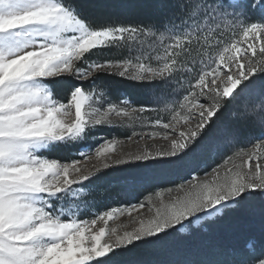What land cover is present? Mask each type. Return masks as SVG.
<instances>
[{
    "label": "snow or ice",
    "instance_id": "snow-or-ice-1",
    "mask_svg": "<svg viewBox=\"0 0 264 264\" xmlns=\"http://www.w3.org/2000/svg\"><path fill=\"white\" fill-rule=\"evenodd\" d=\"M168 7L171 15L164 32L155 26L97 24L66 0H0V264H93L94 255L150 237L166 239L171 230L193 218L199 222L239 204L254 190L264 193L262 85L256 97L259 112L246 110L241 116L251 117L261 129L251 147L229 155L199 182L191 176L187 188L180 186L184 195L169 203L160 200L154 213L149 208L151 215L134 218L139 227L122 235L111 229L101 244L107 220L145 208L143 201L113 207L91 219H74L73 209L66 214L58 208L74 186L83 187L101 169L180 155L206 124L215 123L212 117L218 120L227 105L255 85L250 77L264 76V0H170ZM249 10L259 13V22L248 19ZM225 18H231V35L223 30ZM246 37L250 40L242 41ZM244 44L247 48L241 53ZM113 46L127 48L128 57L103 58V49ZM100 74L158 82L165 89L175 85L171 92L176 95L171 102L169 95L158 96L156 103L162 108L134 106L123 99L118 104L106 101V106L89 103L82 111L94 95H86L83 84L70 93L73 105L54 99L42 80L67 75L94 82ZM242 79L248 82L233 95ZM73 106L74 118L66 122ZM149 111L157 114L155 121L144 115ZM161 111L171 114L170 122L160 120ZM153 123L171 130V135L163 136L166 146L148 145L125 153L114 148L125 141L104 139L88 150V159H94L90 167L78 166L79 160L58 163L42 155L50 146L84 140L93 126L129 127V141L147 143L157 136L145 130ZM237 157L240 163L227 167ZM146 200L151 202L153 196ZM98 220L103 224L95 228ZM224 264H264V241Z\"/></svg>",
    "mask_w": 264,
    "mask_h": 264
},
{
    "label": "rangeland",
    "instance_id": "rangeland-1",
    "mask_svg": "<svg viewBox=\"0 0 264 264\" xmlns=\"http://www.w3.org/2000/svg\"><path fill=\"white\" fill-rule=\"evenodd\" d=\"M250 14V13H249ZM248 19L251 22H259V13L256 12L254 16L248 15ZM223 30L231 35V18H225L222 22ZM157 31H164L166 32L165 27L156 29ZM242 41L245 39H249L250 37L241 38ZM261 44V41L257 39L256 46L259 48ZM244 48H247V44H244L241 48V53L244 51ZM105 50H112V54L105 59H115L120 60L123 58H127L129 53L127 48H118V47H111V48H105ZM135 55V53H133ZM240 55L239 53L237 54ZM93 59H97L96 57H93ZM225 71H228L227 68H225ZM105 76H108V74H104ZM111 79L109 80L108 84L105 83V78L98 79L95 84H93L92 87L85 90V94L87 95L89 92L93 93V97L91 101L86 100L85 108L82 111L87 110V106L89 103H92L93 106H98L99 104H105L106 101H111L112 103H119L120 100L127 99L130 102L133 103L134 106H148L151 108L156 107H163V105H157L156 98L162 94L169 95V102H171V99L175 98L174 93L171 92V89L175 87V85H169L167 89L159 86L158 82L155 83H149L144 81H134L129 80L126 77H120L118 75H109ZM263 77V76H262ZM260 76V74H257L256 76H252L249 79L255 81V85L247 90H245L244 93L241 94L239 99L240 108L244 111L247 110L251 112L253 109L256 113L260 110V100L256 99V97L261 92L262 85H264L263 80ZM62 78H72L71 76H61V77H44L42 78L43 83L48 87L49 91L53 93V98L56 99L59 103H73L71 101V91L74 89H71L67 93V102H64L65 95L61 93H55L53 89L47 84L46 81L55 80V79H62ZM91 79V78H90ZM264 79V78H263ZM76 80V79H75ZM82 81L83 80H77ZM247 83L248 81L241 80V83L237 85V87L233 90V95L235 94L236 90L241 87L242 83ZM231 86V85H229ZM187 87V85H185ZM243 87V86H242ZM222 90V89H221ZM132 95V99L125 98V95ZM123 95L125 97H123ZM227 99H230L227 98ZM237 101V100H236ZM145 116H147L151 121H155L157 119V114L155 112L149 111L144 113ZM74 118V106H73V112L71 116L65 117V121H71ZM159 118L162 122H170L171 121V114L166 111H161L159 113ZM250 122L247 127L242 128V133L239 134L238 130L234 128L232 131H223L221 134L218 135L217 140H205V136H198L195 138L193 142H191L186 149L181 152L180 155L175 157H162L158 158L156 160H149V161H131L129 163L113 166L107 169H101L100 172L95 173L91 178L89 182H86V184L81 187L80 185L74 186V190L72 193H70L63 201L58 203V208H63L65 213L67 214V210L69 208L73 209L74 215L73 218H86L91 219L96 214H102L106 210H111L113 207L118 208H125L126 206L136 203L138 201H143L145 205H147L145 208H140L138 210H133L131 214H129L127 211H124L122 214L115 215L112 219L107 220V224L103 225L105 227V237L102 238L101 244H103L104 239L107 238V233L111 229H115L117 233L123 234L126 231H132L134 228L139 227V220L134 219L138 217L141 213L151 215L155 212V207L159 204L160 200H163L165 203H169L171 199L176 198L178 196L184 195V191L180 190L181 184L185 185V188H187V180L191 176L197 177V182H199L200 179L205 178L207 173H211L213 168H219L221 164H223L229 155L235 157V153L240 149H247L250 148L252 145V142L256 140L262 133L261 129L258 127L257 123L253 122V119L250 117ZM181 123L183 121L181 120ZM207 125V124H206ZM205 125V126H206ZM194 126V125H193ZM137 130H139V125L135 126ZM179 128V125L177 126ZM205 128V127H204ZM203 128V129H204ZM202 129V130H203ZM149 132H156L157 136L155 139H149L147 140V143L144 141H140L139 143H136L135 141L138 138H133V140L129 141L128 137L131 135L132 128L129 127H120V126H93L86 130V138L84 140L80 141H74L69 144H57L50 146L49 149H45L42 151V155L46 159H55L51 158L49 156H46L45 153H47L50 149L63 145L66 146L67 149H73L77 148L78 152L76 154L70 152V157H76L74 159H71L70 161L79 160L80 163L78 166L80 167H90L94 163V159H88L87 152L90 148H95L98 144L102 142L104 139H116L117 141H125L124 144H116L114 146L115 151L117 152H135L138 151L148 145H155L156 147H163L167 145V142L163 139V136L165 132H168L171 135L170 129H163L161 125L159 124H152L151 127L145 129ZM201 130V131H202ZM102 131L109 132L110 136L103 135ZM178 135V132L176 133ZM125 135H128L127 137H124ZM205 149L209 150L210 156L209 158H202V152ZM193 155L196 154V157H199L200 160H197L191 168L190 171L187 173L180 172L179 175H177V178L167 179L162 178L158 176L159 168H164L165 163H169L170 161L174 160L175 158H184L186 159L187 155ZM91 155L94 157V152L91 153ZM58 163L62 162H68L63 160L55 159ZM189 161V158H187V162ZM259 162V160L257 161ZM233 163H240V159L237 157L234 161H228L227 167H231ZM249 165L252 162H247ZM139 166H145L144 172H142L141 175L136 174L134 172V168ZM128 169V170H127ZM193 169V170H192ZM131 171V175L136 177L135 179H131L132 176L129 175H123L120 174L121 171ZM225 169H221V175H223ZM158 173V174H157ZM113 175L116 176L115 182H109V184H105L102 182V179L107 175ZM117 175H120L121 177H118ZM136 175V176H135ZM164 176V174H161ZM118 179V180H117ZM208 180L212 179V176H207ZM172 189L171 192L168 190ZM252 192H258L261 196L264 197V193H262L259 190H254ZM153 196V200L151 202L146 200V197L149 195ZM235 203H233L230 207L234 206ZM149 208L152 209V213L149 212ZM226 209L223 208L218 212H215L212 216L207 217L206 219L211 220L215 216L221 215L222 211ZM146 218V217H145ZM107 219V218H106ZM205 220L201 219L199 222L195 218L192 219L190 222L193 227H198L200 223ZM103 224L102 221H97V225L95 228H99ZM178 230L181 233H186L188 231V222H185L184 225L177 226ZM93 234H95V230L93 229ZM88 241V234L85 233V242ZM248 241V240H247ZM246 241V245H244L245 249L248 250V253L253 251L254 243H248ZM128 246V245H127ZM127 246H122L120 248H124ZM120 248H113L109 251H105L103 256H93V262L103 259L107 256H109L113 251H116ZM103 250V249H102ZM239 252H234L233 250H230L228 252L229 259L227 261H230L232 259H235L239 256H242L243 254L240 253L243 250H238ZM212 252L217 255V253H220L217 249H213ZM220 255V254H219ZM223 259V258H222ZM219 262H225V260H219ZM224 264V263H223Z\"/></svg>",
    "mask_w": 264,
    "mask_h": 264
},
{
    "label": "trees",
    "instance_id": "trees-1",
    "mask_svg": "<svg viewBox=\"0 0 264 264\" xmlns=\"http://www.w3.org/2000/svg\"><path fill=\"white\" fill-rule=\"evenodd\" d=\"M66 2L73 4V6H79L83 14L97 24L155 26L154 28L160 29L164 27L171 15V9L168 7L170 0H66ZM249 13V15L254 16L256 11L249 10ZM103 51L105 53L103 58L110 56L113 52L112 50H105V48ZM100 78H105L103 84H108L111 79L109 75L100 74L94 82L92 79L82 82L72 78L46 82L56 94L65 95L64 102H67V93L71 89L83 84L86 90L90 84L92 87ZM263 78L264 76L261 78L262 83H264ZM244 84L243 82L236 92ZM125 96L123 95V97L133 100L132 95ZM239 99L240 97L237 98V101L227 105L218 120L215 116L212 117L215 123L207 124L200 136H205V140L208 141L209 139L217 140L218 135L223 131L229 132L234 128L238 130L239 134L242 133V128L250 125L251 119L250 117L241 119L244 111L237 109L240 108ZM102 132L103 135L110 136L109 132ZM205 150L202 152V158L207 159L210 152ZM71 151L76 154L78 149H67L66 146L59 145L45 154L58 160L70 161L76 158L69 156ZM187 158H189L188 162ZM197 160L200 159L196 157V154L187 155L185 160L184 158H175L169 163H165L167 165L164 168H159V174H157L162 178H177L180 172L187 173L190 171ZM144 167L139 166L133 170L138 176L144 172ZM120 174L132 176L131 179L136 178L131 175V171L123 170ZM117 176L121 177L120 175ZM115 180L116 176L107 174L102 182L109 184ZM171 231L172 235L166 239L150 237L144 241H136L132 245L113 251L109 256L97 260L93 264H223L224 262H219V260L226 262L229 259L228 252L230 250L234 252L243 250L240 252L243 255L248 253L244 246L247 244V240L248 243H254L256 246L253 251L256 250L258 241H264V197L258 192H251L241 203H235L234 206L224 209L221 215L215 216L211 220H203L198 227H193L188 222L186 233H181L178 228ZM213 249H217L220 253L214 254Z\"/></svg>",
    "mask_w": 264,
    "mask_h": 264
}]
</instances>
